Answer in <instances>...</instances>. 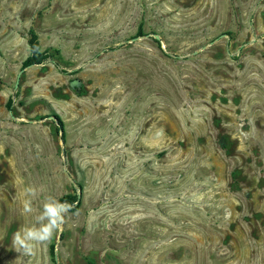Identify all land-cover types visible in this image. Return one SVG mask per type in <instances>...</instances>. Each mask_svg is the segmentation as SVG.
Returning <instances> with one entry per match:
<instances>
[{"label":"rangeland","instance_id":"rangeland-1","mask_svg":"<svg viewBox=\"0 0 264 264\" xmlns=\"http://www.w3.org/2000/svg\"><path fill=\"white\" fill-rule=\"evenodd\" d=\"M0 264H264V0H0Z\"/></svg>","mask_w":264,"mask_h":264},{"label":"clouds","instance_id":"clouds-1","mask_svg":"<svg viewBox=\"0 0 264 264\" xmlns=\"http://www.w3.org/2000/svg\"><path fill=\"white\" fill-rule=\"evenodd\" d=\"M44 189H37L34 186H26L21 192L22 214L32 215L36 210L33 207V199L38 192ZM72 205L61 202L52 195L44 198L42 208L34 216V223L29 226H21L13 235L12 247L14 250L25 256L35 255L37 246L45 245L52 241L53 237L61 233L66 223V217L71 211Z\"/></svg>","mask_w":264,"mask_h":264},{"label":"trees","instance_id":"trees-1","mask_svg":"<svg viewBox=\"0 0 264 264\" xmlns=\"http://www.w3.org/2000/svg\"><path fill=\"white\" fill-rule=\"evenodd\" d=\"M27 45H28V56L24 59V61L21 63V70H24L31 66L36 65H42L44 64L51 56L48 54L47 50H41V47L39 45V40L36 32L33 28H29L27 32ZM10 104H7V107H9ZM56 119V127L57 131L60 130L63 132V125L62 122L57 118V116H54ZM64 135L62 133L61 138L63 139ZM61 202H67L70 205H72V210L75 211L78 207L76 205L77 198L75 195H64L59 199ZM50 255H53L52 249L50 250Z\"/></svg>","mask_w":264,"mask_h":264},{"label":"water","instance_id":"water-1","mask_svg":"<svg viewBox=\"0 0 264 264\" xmlns=\"http://www.w3.org/2000/svg\"><path fill=\"white\" fill-rule=\"evenodd\" d=\"M153 38H154V40H156V41L159 39L158 36H154ZM135 39H136V38H135ZM22 72H23V70H21V71L19 72V75H20ZM18 81H19V76L17 77V80H16V82H15V88L17 87ZM58 135H59V136L62 135V132H61L60 130H58Z\"/></svg>","mask_w":264,"mask_h":264}]
</instances>
